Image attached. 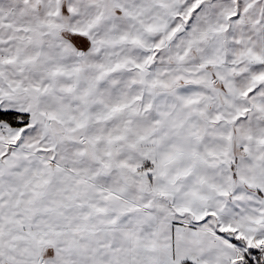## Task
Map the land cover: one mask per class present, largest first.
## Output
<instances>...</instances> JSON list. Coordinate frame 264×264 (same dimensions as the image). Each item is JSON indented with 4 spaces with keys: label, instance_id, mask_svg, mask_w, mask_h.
Returning <instances> with one entry per match:
<instances>
[{
    "label": "snow or ice",
    "instance_id": "snow-or-ice-1",
    "mask_svg": "<svg viewBox=\"0 0 264 264\" xmlns=\"http://www.w3.org/2000/svg\"><path fill=\"white\" fill-rule=\"evenodd\" d=\"M0 264H264V0H0Z\"/></svg>",
    "mask_w": 264,
    "mask_h": 264
}]
</instances>
